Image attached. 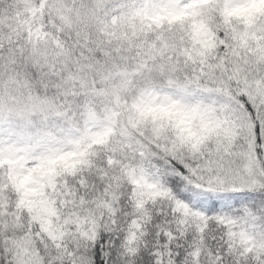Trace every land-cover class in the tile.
I'll list each match as a JSON object with an SVG mask.
<instances>
[{"label": "snow or ice", "instance_id": "obj_1", "mask_svg": "<svg viewBox=\"0 0 264 264\" xmlns=\"http://www.w3.org/2000/svg\"><path fill=\"white\" fill-rule=\"evenodd\" d=\"M0 264H264V0H0Z\"/></svg>", "mask_w": 264, "mask_h": 264}]
</instances>
